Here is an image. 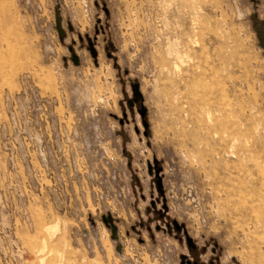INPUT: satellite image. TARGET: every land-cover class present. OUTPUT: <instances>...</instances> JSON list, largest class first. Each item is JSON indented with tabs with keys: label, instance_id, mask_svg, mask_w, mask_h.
<instances>
[{
	"label": "rangeland",
	"instance_id": "obj_1",
	"mask_svg": "<svg viewBox=\"0 0 264 264\" xmlns=\"http://www.w3.org/2000/svg\"><path fill=\"white\" fill-rule=\"evenodd\" d=\"M261 22L264 0H0V264H264Z\"/></svg>",
	"mask_w": 264,
	"mask_h": 264
},
{
	"label": "built area",
	"instance_id": "obj_2",
	"mask_svg": "<svg viewBox=\"0 0 264 264\" xmlns=\"http://www.w3.org/2000/svg\"><path fill=\"white\" fill-rule=\"evenodd\" d=\"M127 174V173H126ZM131 187H130V185H126V187L124 188L125 190H124V193H122L123 194V198H122V200L120 201V208L122 209V208H126L127 207V199H128V197H130L131 196V189H130ZM104 208H105V211L106 212H110V213H115V206L111 203V202H105L104 203ZM105 217L103 218V223L106 225V226H108V224L105 222ZM100 243V246L103 248V245H102V243L101 242H99ZM167 246H168V243H167ZM169 251H170V249H169Z\"/></svg>",
	"mask_w": 264,
	"mask_h": 264
},
{
	"label": "crops",
	"instance_id": "obj_3",
	"mask_svg": "<svg viewBox=\"0 0 264 264\" xmlns=\"http://www.w3.org/2000/svg\"><path fill=\"white\" fill-rule=\"evenodd\" d=\"M261 25L264 26V22H261ZM259 36H260V39H261V40L264 39V37L261 36V31L259 32ZM263 46H264V44H263ZM152 173L154 174L155 177H157V178L159 177V172H158L157 170H156V171H155V170H154V171L152 170ZM158 189H159V187H158ZM173 224H174V226H175L178 230H183V231L185 230L184 225L180 224L178 221L174 220V221H173ZM116 227H117V226H116ZM113 237H114V239H117V232H115V233L113 232Z\"/></svg>",
	"mask_w": 264,
	"mask_h": 264
},
{
	"label": "water",
	"instance_id": "obj_4",
	"mask_svg": "<svg viewBox=\"0 0 264 264\" xmlns=\"http://www.w3.org/2000/svg\"><path fill=\"white\" fill-rule=\"evenodd\" d=\"M109 220H110V219H105V222H106L108 225H109ZM112 227H113V232L115 233V231H116V227H115L114 225H113Z\"/></svg>",
	"mask_w": 264,
	"mask_h": 264
}]
</instances>
